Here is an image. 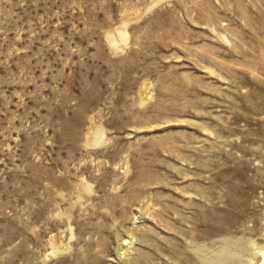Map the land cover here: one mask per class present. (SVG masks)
<instances>
[{"label": "rangeland", "instance_id": "obj_1", "mask_svg": "<svg viewBox=\"0 0 264 264\" xmlns=\"http://www.w3.org/2000/svg\"><path fill=\"white\" fill-rule=\"evenodd\" d=\"M264 0H0V264H263Z\"/></svg>", "mask_w": 264, "mask_h": 264}, {"label": "bare ground", "instance_id": "obj_2", "mask_svg": "<svg viewBox=\"0 0 264 264\" xmlns=\"http://www.w3.org/2000/svg\"><path fill=\"white\" fill-rule=\"evenodd\" d=\"M263 259H264V255H263ZM264 264V263H263Z\"/></svg>", "mask_w": 264, "mask_h": 264}]
</instances>
